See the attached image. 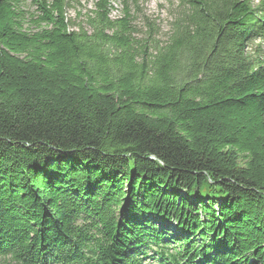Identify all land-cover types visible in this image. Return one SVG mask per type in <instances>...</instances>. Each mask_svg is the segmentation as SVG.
I'll return each mask as SVG.
<instances>
[{"label": "trees", "instance_id": "16d2710c", "mask_svg": "<svg viewBox=\"0 0 264 264\" xmlns=\"http://www.w3.org/2000/svg\"><path fill=\"white\" fill-rule=\"evenodd\" d=\"M112 1L0 0V264H264V0Z\"/></svg>", "mask_w": 264, "mask_h": 264}, {"label": "rangeland", "instance_id": "374dc122", "mask_svg": "<svg viewBox=\"0 0 264 264\" xmlns=\"http://www.w3.org/2000/svg\"><path fill=\"white\" fill-rule=\"evenodd\" d=\"M22 5L26 10H29L30 12L34 10V6L31 3V0H21ZM257 2V0L255 1ZM112 4V11H111V17L115 18L119 15H122V8L123 4L120 0H113L111 2ZM74 7L77 10L81 11V14L86 12V10L90 9L92 7V0H77V3H74ZM173 4L168 0H137V6H132L131 13L134 14L136 23V26L139 30H144L142 18L143 16L148 18L150 21H152L155 25L158 24V27H160V34L158 37L160 40H164L166 37V33L169 30V23L171 20V14L173 10ZM70 16H75V11L70 10L69 11ZM82 17H75L76 22H80ZM142 35L139 33V36ZM251 47L254 48H260L263 50L264 54V39H256L254 42H252ZM169 229H171V225H166ZM3 258H0V263L3 262ZM147 262V261H146ZM144 262V263H146ZM146 264H155L147 262Z\"/></svg>", "mask_w": 264, "mask_h": 264}]
</instances>
